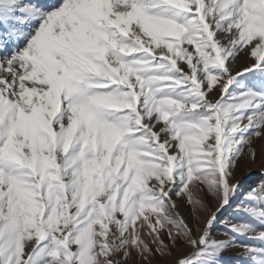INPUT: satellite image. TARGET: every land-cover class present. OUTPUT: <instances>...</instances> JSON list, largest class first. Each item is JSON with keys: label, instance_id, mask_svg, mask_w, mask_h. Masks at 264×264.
<instances>
[{"label": "snow or ice", "instance_id": "6c2138e0", "mask_svg": "<svg viewBox=\"0 0 264 264\" xmlns=\"http://www.w3.org/2000/svg\"><path fill=\"white\" fill-rule=\"evenodd\" d=\"M0 264H264V0H0Z\"/></svg>", "mask_w": 264, "mask_h": 264}, {"label": "rangeland", "instance_id": "374dc122", "mask_svg": "<svg viewBox=\"0 0 264 264\" xmlns=\"http://www.w3.org/2000/svg\"><path fill=\"white\" fill-rule=\"evenodd\" d=\"M253 171L255 172V168H253ZM248 175H252V173H243V174H240V175H239V178H240L241 180H245L246 176H248ZM257 178H258V177H257ZM245 186H247V184H246ZM231 255H236V253H231Z\"/></svg>", "mask_w": 264, "mask_h": 264}]
</instances>
